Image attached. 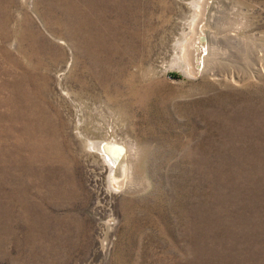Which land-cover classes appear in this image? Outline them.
<instances>
[{"label":"rangeland","instance_id":"374dc122","mask_svg":"<svg viewBox=\"0 0 264 264\" xmlns=\"http://www.w3.org/2000/svg\"><path fill=\"white\" fill-rule=\"evenodd\" d=\"M213 1L194 72L197 0H0V264H264V0Z\"/></svg>","mask_w":264,"mask_h":264},{"label":"bare ground","instance_id":"6f19581e","mask_svg":"<svg viewBox=\"0 0 264 264\" xmlns=\"http://www.w3.org/2000/svg\"><path fill=\"white\" fill-rule=\"evenodd\" d=\"M196 7H197V11H196V16L193 18V21H192V25H191V29H190V35H188V37L185 39L184 41V44L182 45V53H181V60H183L184 58L187 59V62H188V68L189 70H192V66L190 65H193L194 62H195V59L197 58V51H196V44L197 42L199 41L200 39V36L202 35V31L204 32V36L206 37V51L205 53L202 55V62H203V68L201 67L200 69H203L202 71H209L210 68H208L207 66V58H209L210 56V36L213 37V30H209L208 28H205V27H209L207 24V26H202V22H204V18H206L207 20V23L209 21H211L212 19H217L218 15H219V8L220 6L216 3H214L213 0H197L196 2ZM213 23V22H212ZM214 25V24H213ZM219 35V34H218ZM213 39V38H212ZM211 39V40H212ZM212 43V42H211ZM194 44V46H193ZM214 46V45H212ZM192 47V48H191ZM191 48V49H190ZM212 48V47H211ZM214 48V47H213ZM215 49V48H214ZM212 50V49H211ZM215 52V51H214ZM213 52V53H214ZM212 53V52H211ZM216 53H214L215 55ZM212 55V54H211ZM213 55V56H214ZM217 58V56H216ZM210 59V58H209ZM215 59V58H214ZM211 60V59H210ZM209 67H211V64L209 65ZM208 68V69H207ZM207 69V70H206ZM212 70V69H211ZM216 70V69H215ZM201 71V70H200ZM201 71V72H202ZM214 71V70H212ZM191 72V71H190ZM192 73V72H191ZM200 73V72H199ZM209 73V72H208ZM214 73V72H212ZM205 74V73H204ZM207 74V72H206ZM235 76V75H234ZM233 78V77H232ZM235 79V78H234ZM99 141V140H98ZM105 141H109V142H113V143H118L119 142H116V141H111V140H105ZM93 143V142H92ZM96 146H93V147H96L98 150H99V147L101 149L102 148V145L101 143H98L96 141ZM122 146V149L119 150V149H116L114 147H111L109 152H102L103 155L105 156V158L107 159L110 167L112 170L115 171V174L116 172L118 171H121L120 173H122L123 175L125 173H128L129 175H132V171H131V164H130V159H127L126 158V147H124L123 144H120ZM127 146V145H126ZM129 160V161H128ZM133 163V162H132ZM133 166V165H132ZM136 170V169H135ZM134 170V171H135ZM114 171H112V176L114 175L115 177V174H114ZM137 173V172H136ZM120 175V174H119ZM122 175V176H123ZM121 176V175H120ZM136 177V176H135ZM132 178V177H131ZM114 179V178H113ZM117 179V178H116ZM121 179H124V178H121ZM120 179V180H121ZM127 179V178H125ZM124 179V180H125ZM130 179V177H129ZM127 179V180H129ZM117 181V180H116ZM122 181V180H121ZM119 181L118 179V183H121L122 182ZM131 180H129L128 182L130 183ZM133 181V180H132ZM126 182V181H125ZM124 183V182H123ZM136 183V182H135ZM130 186V184H129ZM122 187V185H121ZM132 187V186H131ZM134 188V187H133ZM130 189V188H129ZM135 190V189H134Z\"/></svg>","mask_w":264,"mask_h":264},{"label":"water","instance_id":"95a60500","mask_svg":"<svg viewBox=\"0 0 264 264\" xmlns=\"http://www.w3.org/2000/svg\"><path fill=\"white\" fill-rule=\"evenodd\" d=\"M202 24V23H201ZM193 46H194V44H193ZM196 51H197V58L195 59V62H194V64L193 65H190V66H192V70L191 71H194V72H198V71H200V68H201V66H202V55L205 53V51H206V37L204 36V32L202 31V35L200 36V39H199V41L197 42V44H196ZM192 48V47H191ZM190 48V49H191ZM185 60H186V62H187V59L185 58ZM187 64H188V62H187ZM98 143H101V145H102V148L103 149H101L100 147H99V150L101 151V152H109V150H110V148L111 147H114V148H116V149H119V150H121L122 149V146L120 145L121 143H113V142H107V141H105V140H100V141H98Z\"/></svg>","mask_w":264,"mask_h":264}]
</instances>
